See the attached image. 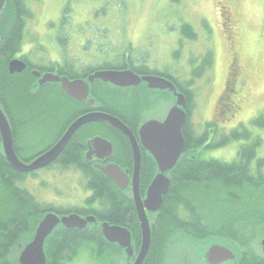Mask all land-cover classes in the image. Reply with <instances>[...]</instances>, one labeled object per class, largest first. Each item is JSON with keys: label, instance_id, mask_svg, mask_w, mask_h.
I'll return each instance as SVG.
<instances>
[{"label": "rangeland", "instance_id": "374dc122", "mask_svg": "<svg viewBox=\"0 0 264 264\" xmlns=\"http://www.w3.org/2000/svg\"><path fill=\"white\" fill-rule=\"evenodd\" d=\"M218 1L222 0H23L24 9L31 17L26 23L22 52L38 67H50L55 62L67 61L76 62L84 68L96 67L101 62L115 65L121 54L129 52L132 62L138 67H144L151 72L171 74L190 92L188 112L193 133H206L208 124L214 121L215 144L222 140V136H227L233 131H242L245 126L252 129L255 135L262 134L264 139V132L252 125V120L264 112V0H228L235 36L232 46L220 26L221 9ZM68 4L70 11L64 14ZM64 15L67 21L63 25L61 20ZM184 24L192 26L196 33L194 39L182 34ZM208 52L213 55L212 67L206 70L202 77L193 79V72L199 70L202 59ZM233 58L238 59L240 67L239 75L233 80V87L238 91L234 95L240 109L235 111V114L230 112V115L226 116L219 113L222 108L220 109L218 100L222 95ZM130 91L132 90L111 92L113 97L118 98L103 99L104 107L106 105L107 110L115 113L128 114L132 103L139 99L143 104L141 117L145 119L159 118L172 105L171 97L161 100L156 99L153 94L149 103L146 98L144 101L143 97H135ZM140 93L142 94L141 91ZM45 99L36 107L24 105L25 113H36L39 118L36 116L25 122L19 130L17 128L16 146H22L18 150L22 158L33 156L59 136L63 125L62 117L65 115V107L62 106L66 103L49 93ZM10 103L15 111L16 103ZM53 105L59 109L56 117L53 115ZM8 108L11 109L9 106ZM120 108H123V111ZM20 114L18 121L23 118L22 113ZM242 143L244 141H236L208 150L203 147L200 157L232 161L237 157ZM263 153L264 145L258 149L259 156ZM50 171L43 168L37 175L30 174L19 185L27 188L42 203L66 208L83 206L85 198L89 197L92 191L86 188V178L81 172L71 167H55ZM143 173L146 174L144 178L142 174L145 186L155 177L157 166L143 168ZM170 177L173 183L172 175ZM213 188L215 189V186ZM176 189L196 207L203 208L204 211H199L203 213L206 223H218L219 219H225L226 214L230 218L237 213L236 204L232 210L226 207V211V201L214 192L202 194L203 199L212 197L213 194L215 198H211L209 203H202L197 199L198 188L180 185ZM237 191L239 194L243 193L241 199L244 202L246 189ZM249 198L248 212L252 211L256 215L261 209L260 202H253L254 195H249ZM220 207L222 208L219 212L217 208ZM182 215L186 216L185 213ZM154 223L157 224L153 226L151 246L156 249L157 258L150 260L149 264H197L205 242H197L193 235L180 230L166 217L157 216L150 219V224ZM260 235L254 246L248 248V252L255 256H260L264 233ZM26 241L24 238L15 243L12 253L13 258L18 256L17 261ZM87 247L83 249L80 258L71 264H126L123 252L118 255L113 253L111 261L109 252L90 243ZM113 249L119 248L114 246ZM156 260L159 263H156Z\"/></svg>", "mask_w": 264, "mask_h": 264}, {"label": "trees", "instance_id": "16d2710c", "mask_svg": "<svg viewBox=\"0 0 264 264\" xmlns=\"http://www.w3.org/2000/svg\"><path fill=\"white\" fill-rule=\"evenodd\" d=\"M172 1L179 2L180 0ZM24 7L23 0H7L0 15V33L2 36L0 44V103L8 115L14 131L22 123L21 120L18 121V115L20 113H30H25L26 108L24 105L33 106V76L26 73L11 74L8 68L10 60L23 50L26 23L31 17V14ZM68 11H70L69 4L65 7L64 14L68 13ZM65 18L64 15L61 24H66L67 19ZM182 34L190 39L196 37V33L190 24L182 26ZM30 63L32 67L36 66L31 61ZM212 65L213 55L212 52H208L203 57L199 70L193 72V79L202 77L204 72L210 69ZM134 68L137 71H150L144 67ZM163 75L176 80L171 74L166 72H163ZM179 87L183 89L190 102V92L180 84ZM111 92L115 91L106 90L104 95L97 96L98 100L102 104H104L103 99L116 100L118 97H113ZM44 100L46 99L38 95V104L40 102L43 103ZM10 102L16 103L15 111L12 110ZM105 107L104 109L107 112L113 113ZM57 110L59 109L56 107L54 112H57ZM189 118L190 112H188V121L183 128L186 143L185 154L193 152V150L200 147L208 150L224 147L236 141H244V143L240 145L237 157L232 161L218 158L205 159L200 157V155L192 157L188 153L187 158L171 173L173 183L170 191L164 196L159 217H166L180 230L193 235L197 242H206L211 238L220 239L228 243L232 242L237 247L247 250L246 253L244 252L243 258L247 263L260 264L258 255L250 254L248 252L250 249L248 248L254 246V242L260 236V232L264 233V153L260 154V156L258 155V149L264 145L262 134L260 133V136L255 135L252 129L245 126L242 131H233L227 136H222V140L215 144L216 122L213 121L208 124L209 128L206 133L197 135L191 129ZM252 125L264 132V112L252 120ZM68 150L70 149L66 146L62 151L64 158L67 157ZM63 167L68 168V164L64 163ZM85 174L86 188L92 191V195L86 199V205L89 210L85 212V208H74V210L70 208L68 209L70 211H66L62 207L38 201L27 188L19 185V183L28 178L29 174L14 170L7 160L0 156V262L2 264H18V256L13 258L12 253L15 243L25 238L27 241L24 245L27 244L39 222L48 212H57L58 214L75 212L83 216L94 214L100 221L131 227L134 246L139 247L141 242L139 222L137 219L129 222L130 213L134 209L133 200L127 198L124 193H120L117 186L106 176L91 174L87 170ZM142 174L144 173L142 172ZM145 175H143V178ZM180 185L198 188L197 192H199V195H197V199L202 203H209L211 198L215 200L214 194L207 199H203L202 194L214 192L226 201L224 204L225 210L227 208L232 210L231 208L236 204L238 207L236 209L237 213L230 218L226 214L224 216L226 220L219 219L218 223H206L203 213H200V211H204L202 210L203 208L196 207L194 203L180 194L176 189ZM214 186L215 189L213 188ZM242 188L246 189L244 202L241 199L243 193L239 194L237 191V189ZM249 195H254L253 202H260L261 209L256 215L252 211L248 212ZM228 200H231V202ZM221 208H217L219 212ZM184 213L186 216L182 215ZM157 219L159 220V218ZM156 224H152V232H154L153 226H156ZM89 243L96 245L98 249L109 252L108 256L111 257V261L113 253L119 254L118 250L113 249L114 244L107 242L101 235L98 236L84 229H66L60 226L53 232L46 245L47 264H70L80 258L83 249H87ZM152 250L146 261L157 258L156 249Z\"/></svg>", "mask_w": 264, "mask_h": 264}, {"label": "water", "instance_id": "95a60500", "mask_svg": "<svg viewBox=\"0 0 264 264\" xmlns=\"http://www.w3.org/2000/svg\"><path fill=\"white\" fill-rule=\"evenodd\" d=\"M5 2L6 0H0V13ZM25 67L26 62L22 59H12L9 62V71L12 74L21 73ZM96 78L120 87L138 85L142 81H145L150 88L166 89L175 94L174 104L169 109L166 117L163 120H147L141 125L139 130L142 145L153 155L157 165V173L149 185L145 199H142L138 190L141 170L138 141L124 122L108 113L91 112L82 115L72 123L57 144L31 162L25 163L16 153L11 124L5 110L0 104V135L4 148V157L14 170L22 173H29L44 168L54 162L62 153L77 129L84 124L95 121H107L112 126L124 132L131 141L135 160L133 190L136 213L132 212L129 220L132 221L136 215L138 216L142 236L141 250L133 264H142L148 254L152 240L151 224L147 211L150 212L152 218L157 217L164 196L171 187V173L187 158L188 153L191 154L192 157H197L201 154L203 147L197 148L193 150V152L183 154L186 144L183 128L188 119L186 113L187 99L185 94L177 91V86L171 80L164 77L150 75L141 77L131 70H110L97 71L89 76L88 81H72L68 77H60L53 73H46L41 78L40 84L60 82L61 87L67 95L77 101L89 99L88 103L92 105L94 103V98L90 95V83ZM100 170L119 188L125 189L127 187L129 178L118 165L112 164L100 168ZM96 220L95 216L81 217L76 213L63 216H59L54 212L46 213L36 227L33 237L24 245L20 252L18 264H47L45 248L53 232L57 230L58 227L62 226L66 229H84L90 224H92L93 228L101 231L108 242L118 244L120 247L125 248L127 262L130 261L135 248L130 230L124 226L110 224L109 222H104L101 226L96 227ZM262 244L264 247V240ZM227 245L228 243L220 239H209L205 242L200 259L206 260L208 264H219L229 259H235L236 256L238 259L239 254L236 255Z\"/></svg>", "mask_w": 264, "mask_h": 264}, {"label": "flooded vegetation", "instance_id": "af4514ba", "mask_svg": "<svg viewBox=\"0 0 264 264\" xmlns=\"http://www.w3.org/2000/svg\"><path fill=\"white\" fill-rule=\"evenodd\" d=\"M218 5L220 7L219 9H221V11L219 12L221 14L220 15V18H221L220 26L223 29L226 40L228 41L229 45L232 46L235 43L234 42L235 36H234V29L231 24L232 20H231L230 2L228 0H222V1H218ZM0 44H1V41H0ZM113 57L114 55L111 56V58ZM12 59L24 60L26 62V67L21 73H24V74L26 73L28 75L31 74V76H33L34 78L33 84H32L33 86V90H32L33 91L32 93L33 94L32 95L33 96V99H32L33 107H36L38 105L37 103L38 95H40L41 98H44V95H45V98H46L47 93H49L52 97H55L61 100L62 102L66 103L65 105H63L65 107L64 109L65 115L62 117L63 125L59 131L60 135L52 143H49L48 145L42 147L41 150L34 153L33 156L29 158H22L19 155L18 150L22 146L21 145H19L18 147L16 146L17 133H18L19 128H22L24 126L25 122L35 118L37 114L36 113H29V114L22 113V116H23V118H21L22 123L18 126V130L16 131H14L13 126L10 123L12 127V134H13V140H14L13 143H14L16 153L18 157L25 163L31 162L32 160H34L35 158H37L44 152L51 149L55 144H57L59 140L63 137V135L66 133L68 128L72 125V123L76 121L79 117H81L82 115H85L91 112H106V110L104 109V105L99 100H97L98 99L97 96L104 95V92H106V90L108 89H111L112 91L113 90L115 91L132 90L130 92L131 93L133 92L132 93L133 96L143 97V100L144 98H146L149 103H150V97L153 94L156 99H161V100L169 99L171 97L172 98L171 107L174 104V99H175L174 92L171 91L172 92L171 93L170 90H166V89L150 88L147 82L145 81H142L138 85L120 87V86H116L112 83L104 82L103 80L96 78L93 82L90 83V92H91L90 95H92V98H94V103L90 105L88 103L89 99H86L85 101H77L73 99L72 97H70L69 95H67L64 89L61 87L60 82H47L41 85L40 80L46 73H53L60 77H68L72 81L73 80L88 81L89 76L97 71L131 70L135 74L141 77L150 75V76H159V77H164L166 79H169L177 86L178 92L185 94L183 89L179 87V83L173 78L163 75V72L154 73V72H150L147 70L137 71L134 67H138V66L132 62L129 52H125L124 54H121L120 57L116 59L117 63L115 65L107 64L109 62L104 63V64H102V62L101 63L99 62L100 64H98V66L96 67L93 66L91 68L89 67L84 68L76 62H67V61L64 63L55 62L54 65L50 67H38V66L32 67V64L24 56L23 52L15 55ZM239 69L240 67L238 64V59L233 58V60L231 61L229 65V71H228V74H227V77L224 83L222 95L220 96L218 100L220 102V109L222 108L221 111L219 112L220 114H225L226 116H229L230 112L235 114V111L238 112L240 109V106L235 98L236 95H234V93L237 94L238 91L235 90V87H233V80L237 77V75H239ZM140 91L142 92V94L140 93ZM51 105L52 104L50 102L49 103L50 108H51ZM131 107L132 109L128 110L129 111L128 114L124 112L126 115L121 114V113H115V111H113L114 113H110V114L118 117L122 122H124L130 129V131L134 134V136L136 137L138 141L139 149H140V162H141L140 180H139L138 190L140 192L142 199H145L147 195V190L153 179H151L149 184L147 185L145 184V186L143 185V179H142L143 168H147V169L155 168L156 161L153 155L149 153V151L142 145V142L139 136V130H140L141 125L145 123L147 120H151V119L163 120L166 117L169 110H167L165 114L159 116V118L158 117L147 118L145 116L146 118L144 119L141 117L142 110H143L142 109L143 104L140 103L139 99L135 100L132 103ZM150 108H153V107H150ZM120 109L121 111H123L122 110L123 108H120ZM55 110H56V107H54L53 111ZM147 111H150V110H147ZM188 111H189V101L187 98V105H186L187 114H188ZM57 113L58 112H54L53 115ZM152 114H155V113H152ZM36 118H39V116H37ZM15 132H16V135H15ZM0 144L2 147V150L0 151V156L4 157V148L2 144V139H0ZM66 146H68V148L70 149L68 150L67 157L64 158L62 154L63 152H62L55 159L53 163H51L47 167H44V169H46L48 172H51L50 170H52V168H55V167L61 168L63 167L64 163H67L68 167L75 168L77 169V171L79 170L81 172V175L86 178V174H85L86 170L89 171L91 174L104 175L102 171L100 170V168H104L112 164L118 165L121 168V170H123L126 173V175L129 178V181L125 189H121L116 184L115 185L117 186V189L120 190L119 191L120 193H124L127 196V198L133 200L134 209L133 211H131V213L132 212L136 213V207H135V202H134V190H133V174H134V167H135L134 152H133V148L131 145V141L124 132L116 129L109 122L95 121V122L87 123V124L80 126ZM38 171H34L28 174L37 175ZM87 198H85L84 205L80 207V208H85L86 209L85 212L89 210V207L86 205ZM65 210L70 211L67 208ZM147 214H148V217L150 218L151 216H150L149 211H147ZM90 215H94V214H90ZM135 218H137V215L133 218V220ZM128 228L131 230V227H128ZM84 230H88L90 233L96 234L98 236L102 235L98 229H93L91 227L84 228ZM263 240L261 241V244H260L261 245L260 253H259L260 256H258L260 260V264H264V247L262 244ZM117 247L119 248L118 252L119 253L123 252L125 254L124 258L126 259L127 257L126 249L120 247L119 245H117ZM227 247L231 248L235 252L236 255L239 254V257L237 259V256H236L235 259H229L219 264H249L243 259L244 252L246 253L247 250L245 251L242 249V247H237L239 248V251H240L239 252L231 245H227ZM140 250H141V246L139 248H137L136 246L134 248V253H133V256L131 257V260L128 262H127V259L125 260L127 262L126 264H133ZM152 251L153 250L151 246L147 255H149V253H151ZM147 257L145 258L142 264H149V261L151 259L146 261ZM156 263H159L158 260H156ZM197 264H208V262L198 257Z\"/></svg>", "mask_w": 264, "mask_h": 264}]
</instances>
